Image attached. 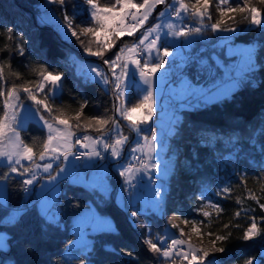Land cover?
I'll use <instances>...</instances> for the list:
<instances>
[{
    "label": "snow or ice",
    "instance_id": "1",
    "mask_svg": "<svg viewBox=\"0 0 264 264\" xmlns=\"http://www.w3.org/2000/svg\"><path fill=\"white\" fill-rule=\"evenodd\" d=\"M69 2L72 0H45V4L49 7L45 9L43 19L46 23L55 22L59 31L63 33V38L75 37L87 56L99 59V64L87 62V71L81 75L86 80L101 83L106 91L110 90L114 94L113 115H108L109 109L105 108L102 113L87 116V123H84V109L89 103L87 99L80 103L79 109L72 116L67 115L63 110H55V102L62 93L64 74L53 73L43 64L38 66V71L33 69L38 77L37 80H27L24 83L12 81L9 84V78L5 76V68L11 69L13 53L25 56L27 41L23 33L16 32L14 27H6L0 31V36L7 33L6 39L12 41L11 44L5 43L0 48V53H8L7 57L0 58V101H2L0 208L5 206L3 196L5 182L15 175L21 178L19 189L25 196L31 197L34 188L40 186L42 195L38 204V214L43 226L45 229L58 226V206L62 207L63 204L60 199L53 197L67 195L72 201L71 206L80 208V202L74 200L65 190L61 189L57 193L59 186L66 183L71 188L83 187L103 199L108 192L105 183L107 177L103 176V169L105 164L111 161V167L119 177L121 194L128 193L127 200L118 207L129 214L130 225L137 228L140 217L144 215L137 204L146 193L150 195L151 206L155 211L164 214L166 208L164 185L157 183L160 175L153 177V174L161 173V169H164L163 174H167L170 169L167 165L158 162L164 140L157 131L153 130V117L156 115L158 103L155 98L156 86L163 75L161 70L167 72L168 67L176 64V60L173 59L176 56L174 42H179L187 48L192 38L204 34L208 28L213 34L244 31L245 29L236 26L237 13L240 14L241 21L247 22L248 27L257 26L264 31V10L254 5L252 0H237L234 6L231 0H216V10L220 19L206 24L205 20L212 19L210 11L212 0H194L191 4L186 0H139V2L113 0L105 6H101L98 0H83V5L88 6L86 11L89 18L77 25L80 27L78 33L73 26L74 20L84 10L79 0H75L72 2L73 13L70 16L66 7ZM259 4L264 5V0H259ZM53 5H59V13L63 16L62 22L52 10ZM158 6L163 7L157 11ZM154 13L156 22L150 24V18ZM149 24L150 26L145 27ZM137 33H139L138 37ZM85 34L96 38L95 49L92 39H89L85 45L84 40L81 39ZM125 36L136 38L131 43L127 41L121 43L118 51L109 57L107 54L116 48L117 41H121ZM244 55L243 68L235 76L228 75V80L231 82L228 86L223 89L214 86L215 90H208L211 99L230 100L240 82L257 70L264 71V65H258L256 62L254 48L247 49ZM10 74L17 78L21 75L19 72ZM133 87L137 90L138 101L128 107ZM185 87L193 93L203 91L188 82H185ZM38 94L43 95L44 99H39ZM29 120L35 122L41 130H46L38 154L34 146L26 143L21 136V133L26 131L25 125ZM120 120L127 121V128L136 133L137 138L134 141L129 135L124 134ZM176 128L177 124H173L170 131L175 132ZM81 129L83 135H77V130ZM90 130L96 135H90ZM141 133H150V135L141 136ZM130 142L133 146L126 149L125 146ZM125 153H127L126 157ZM89 169L94 170L91 177L87 174ZM240 175L243 182L244 174ZM42 180H46V183L41 184ZM230 191L231 189L225 186L216 195ZM248 198L256 201L261 212H264V203H259L255 193L249 190ZM199 199H207L206 193L202 192ZM208 203L217 213L223 211L218 203H213L210 199ZM237 203L241 201L237 199ZM93 205H95L94 200L91 204L84 205V212L76 220L74 240H70L66 247L78 246V241L83 239L88 229L93 232L103 231L106 234L118 231L110 218L94 211ZM196 211H202L205 218L210 216L208 211L202 209ZM23 215V209L17 210L8 217V222L17 223ZM240 215L241 211L235 213L236 217ZM176 218L180 219L179 216ZM250 219L252 222L243 230V235L240 237L245 242L261 236L257 219L264 221V216H251ZM183 223L185 225L191 223L192 233L199 236L214 235L212 232H201L198 225L202 221L184 219ZM142 226L146 229L142 243L147 246L150 253L158 254L169 264H222L220 256L229 253L226 244L217 246V243L227 242L231 237L230 231L227 234H215V238L210 240L211 247H203L194 244L190 238H182L185 236L183 229H179V237H176L167 227L165 235H158L154 242L151 223ZM223 227L228 229L229 225L225 224ZM233 227L238 228L239 225ZM171 228H178V225L172 223ZM5 240L6 237L0 234V249L7 247ZM92 251L90 246L85 245L86 254L83 257H76L79 264H92L88 258ZM121 251L133 259L136 258L131 251L124 249ZM243 264H264V251H261L259 256H248Z\"/></svg>",
    "mask_w": 264,
    "mask_h": 264
},
{
    "label": "trees",
    "instance_id": "2",
    "mask_svg": "<svg viewBox=\"0 0 264 264\" xmlns=\"http://www.w3.org/2000/svg\"><path fill=\"white\" fill-rule=\"evenodd\" d=\"M39 2L41 1L0 0V31L6 27H14L16 32L23 33L27 41L25 56L13 53L11 69L5 68V76L9 78V84L12 81L24 83L27 80H37L38 77L33 69L38 71V66L43 64L53 73L64 74L62 93L55 102V110H63L67 115L72 116L79 109L80 103L87 99L89 103L84 109V123H87V116L102 113L105 108L109 109L108 115H113L114 100L110 90L106 91L97 82L85 81L79 74L81 69L78 70L69 63L73 52L78 54L82 64L87 62L99 64V59L87 56L75 37L69 43L65 42L50 27L39 23L35 17L39 11L37 8ZM72 2L66 5L70 16L73 13ZM98 2L101 6H105L113 0H98ZM186 2L191 4L194 0H186ZM236 2L237 0H231L233 6ZM79 3L84 11L75 17L73 24L78 33L80 27L77 25L89 18L86 11L88 6L83 5V0H79ZM252 3L264 10V5H260L259 0H252ZM52 10L62 22L63 16L59 13V5H54ZM210 11L211 21L205 20L208 24L220 19L216 10V0H212ZM236 16V26L245 30L238 31L233 38L234 42L253 43L256 47V62L258 65H264V31L255 26L248 27L246 21L240 20L239 13ZM153 20L155 16L151 23ZM6 35L7 33L0 36V48L5 43H12L6 39ZM81 39L84 40L85 45L89 39H92L95 49V37L85 34ZM124 41L129 43L131 39L124 38L117 41V47L107 55L113 56ZM182 49L186 59V70L193 83L208 87L228 80L233 63L225 56L223 48L219 46L218 36L214 35L210 28L199 37L192 38L191 44L187 48L182 46ZM7 56V52L0 53V58ZM218 61L228 68L222 69ZM15 72L21 74L19 78L10 74ZM178 78L179 75L176 74L174 79ZM239 84L230 100L181 111L175 136L178 138L176 141L178 161L183 177L174 179L170 183L165 196V213L161 217L155 214L142 215L137 228L130 225L129 214L118 207L113 197L104 196L101 199L91 190L83 187L71 188L66 183L60 185V190H65L74 200L79 201L80 208L71 206L72 201L69 196H58L63 204L62 207L58 206V226L45 229L36 205L23 211L24 215L19 222L9 223L8 217L12 214L10 209L25 203L23 192L19 189L21 178L11 176L7 181V206L0 208V233L7 237L5 241L7 247L0 249V264H79L76 257H83L86 254L84 247L76 249L66 247L74 238L71 223L74 217L84 210V205L91 204L93 200L95 201L93 206L98 213L112 219L118 231L112 234L103 231L89 234L91 243L88 246L93 251L88 258L92 264H169L158 254L150 253L147 246L142 243L146 233L142 225L151 223L152 237L156 242L155 238L163 235L166 227H171L172 219L176 216L182 221L184 219L202 221L198 225L201 232L214 234L211 237L201 236L206 243H210V240L215 238V234L231 232L227 242L217 243V246L226 244L229 249V253L220 256L222 264H243L248 256H259L260 252L264 251V221L257 219L261 236L247 242L240 237L243 235V230L252 222L251 216H264L257 202L248 198L250 190L258 196L259 203H264V191H262L264 189V71L253 72ZM131 93L137 98L134 89ZM38 98L43 100L44 96L38 94ZM0 112H2V101H0ZM25 128L26 131L22 132L21 136L26 143L34 146L38 154L39 145L46 133L32 122H29ZM78 134H83V129L77 130ZM89 134L96 135L91 130ZM241 173L244 174L243 182ZM109 179L111 185L121 191V188L117 187L113 173ZM225 186L231 191L216 195ZM202 192H205L206 197H210L213 203H218L223 211L220 213L216 210L211 211L208 218L203 216L202 211H196L208 209L205 206V199H199ZM123 195L127 199L128 193ZM237 199L241 203L238 204ZM237 211H241L239 217L235 216ZM225 224L229 225L228 229H224ZM121 249L131 251L136 258L125 255Z\"/></svg>",
    "mask_w": 264,
    "mask_h": 264
},
{
    "label": "rangeland",
    "instance_id": "3",
    "mask_svg": "<svg viewBox=\"0 0 264 264\" xmlns=\"http://www.w3.org/2000/svg\"><path fill=\"white\" fill-rule=\"evenodd\" d=\"M40 1L41 2H39L37 4V8L39 11L35 15V17H37V21L39 23H42V24L44 23L45 25L50 27L52 30H54L56 32V34L58 35V37H60V39L69 43L73 37H70L68 39L63 38V33H61L59 31L55 22H47V23L45 22L43 17L45 16V9L49 6H47L45 4V0H40ZM53 6H51V8H53ZM152 19H153V17L150 18V24H151ZM34 20H35V18H34ZM155 22L156 21L153 20L152 23H155ZM150 24L146 25L145 27L150 26ZM206 24H208V23H206ZM255 27H257V26H255ZM142 31H143V29H142ZM237 33L238 32L214 34V35L218 36L219 46L221 48H223V50L225 52V56L227 58H230V60L233 63V68L229 71V74H231L232 76H235L236 73L241 68H243L244 60H245V55H244L245 51L249 48H254V49L256 48L255 45L251 42L250 43L234 42L233 38ZM69 36H70V34H69ZM138 36H139V34L137 33V37ZM124 38L131 39V41L129 42V43H131L132 40L135 39L136 37L125 36V37H123V39ZM169 39L171 40L172 38H169ZM174 47H175L176 56H174L173 59L176 60V64H173L171 67H168L167 72H164L163 70H161L163 75H162L160 81L157 83V86H156L155 98L158 101V103L156 105V115H154V117H153V130L157 131L162 138L165 137L163 139L164 140V147L160 152V160L158 162L167 165L170 169V171L167 174H163L164 169H161V173H154L153 174V177H155L156 175H160V180L157 181V183H163V185H164V188H163L164 197L166 196V193H167V190L169 188L170 183H172V181L174 179H178V178L183 177V172L180 168V163L178 161L179 155H178V147L176 144L177 143L176 141L178 138H176V136H175L176 132L178 131L179 122L181 119V111L184 109L204 107V106L209 105L211 103L218 102L217 100L210 98V94H209L208 90L209 89L215 90L214 86H217V87L223 89L224 87L228 86L229 83H231L229 80H227V81H223V82H217V84L210 85L208 87H204V86H201L199 84L193 83V81L190 79V77L187 73V70H186V64H185L186 59H185V54H184L183 49H182V44L179 42H174ZM218 63L222 69L228 68L225 65H223V63L221 61L220 62L218 61ZM79 69H81L79 72L80 75H81V73L86 72L87 71L86 63H84V64L81 63V66L78 68V70ZM172 70H173V72H172ZM176 74L179 75L178 79H174V76ZM81 76L85 81H90V80H86L83 75H81ZM137 79H139V77H137ZM185 82H188L191 85H193L194 87H196L198 89H202L203 91H198V92L193 93V92H191L190 89L185 87ZM99 84H101V83H99ZM239 85L240 84L237 85V88L239 87ZM132 89H134V93L137 94V90L135 89V87H133ZM137 98H138V96H137ZM137 98H136V96L133 95V93H131L130 103L127 106L131 107L132 104H134L138 101ZM28 103H30V102H28ZM37 119H38V117H37ZM29 122L35 123L31 120H29ZM28 123H26V125ZM120 123L123 126L124 134L129 135L131 137V140L134 141L137 138L136 133L131 132L127 128V126H126L127 121L120 120ZM173 124H177V128H176L175 132L170 131ZM44 131L46 133V130H44ZM143 135H150V133H141V136H143ZM129 144L130 145L125 146L126 149L133 146V144L131 142ZM137 154L139 155V153H137ZM126 156H127V153H125V157ZM37 162H39V161H37ZM108 170L109 169H107V168L103 169V176L107 177V180L105 181V183L107 184V187H108V192L104 196L105 197H113L115 203L117 205L122 206L123 201H125L127 199H125L124 195L121 194L120 190H118V189L116 190L111 185L110 179H109V176L111 175V173H109ZM41 175L46 176V174H42V173H41ZM88 175L91 177L93 174H88ZM5 183H6V188H5L4 194H3L4 201H5L4 207L7 206V181ZM44 183H46V180L41 181V184H44ZM39 188H40V186L37 185L34 188L33 194H32V197L34 199L38 200V202L36 204V208L38 209V211H39L38 204H39V201H40L41 195H42ZM59 191H60V186L57 189V193H59ZM58 196L59 195H57L53 198L58 199ZM209 199L211 200L210 197H207V199H205V201H206L205 206L208 208L206 211H208L211 214V211H214L215 209H213L210 206V204L208 203ZM137 207L140 208L144 212V214H155L158 217L162 216L161 213L155 211L152 208L151 198H150V195L147 193L141 198L140 203L137 204ZM93 209H94V211H96L98 213V211L95 209L94 206H93ZM83 212H84V210L80 214H82ZM98 214L101 215L100 213H98ZM79 215L74 217V219L72 220L71 231L73 233H75V231H76L75 224H76V220L78 219ZM172 223L177 224L178 228L173 229L169 226L167 228L170 230L171 233L175 234L176 237H179V229H183L185 232V236L182 238H184V239L190 238L191 241L198 246L211 247L210 243L204 242V240L201 238V236H199L195 233H192V231H191L192 224L191 223L185 225L182 220L177 219L176 217H174L172 219ZM92 233H95V232H93L91 229H88L87 234L84 235L83 239L78 241V246L74 245L73 247H69V248L76 249V248H82L85 245H90L91 239H90L89 234H92ZM0 234H3V233H0ZM3 235L6 237L5 234H3ZM163 235H165V229L163 231ZM73 240H74V238H73Z\"/></svg>",
    "mask_w": 264,
    "mask_h": 264
},
{
    "label": "built area",
    "instance_id": "4",
    "mask_svg": "<svg viewBox=\"0 0 264 264\" xmlns=\"http://www.w3.org/2000/svg\"><path fill=\"white\" fill-rule=\"evenodd\" d=\"M69 63H70V65H72L73 67H75L76 69H78L81 66L82 61H81L80 57L78 56V54L76 52H73L72 55H71V58H70ZM110 95H111V97H113L114 94H112L110 92ZM78 135H83V134H78ZM111 163H112L111 161H109L108 163H106L104 168L109 169V171L114 174L115 179L117 180V187L120 188V184L118 182L119 181V177L113 171V169L111 167ZM87 174H94V170H91V169L87 170ZM23 200L25 201L24 204H21V205H19L17 207L11 208L10 209V212L13 213V212H15L17 210H20V209H23V211H26V210L32 208L33 206H35L37 204V202H38V200L34 199L32 197V195H31V197H28V196H25L24 193H23ZM25 205H27V207H25Z\"/></svg>",
    "mask_w": 264,
    "mask_h": 264
},
{
    "label": "water",
    "instance_id": "5",
    "mask_svg": "<svg viewBox=\"0 0 264 264\" xmlns=\"http://www.w3.org/2000/svg\"><path fill=\"white\" fill-rule=\"evenodd\" d=\"M162 7H163V6H158L157 11H159L160 8H162ZM153 16H155V13L153 14Z\"/></svg>",
    "mask_w": 264,
    "mask_h": 264
}]
</instances>
